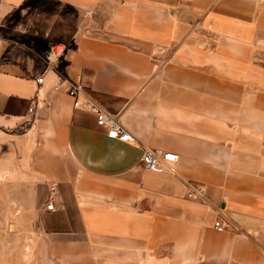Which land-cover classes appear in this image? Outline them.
Segmentation results:
<instances>
[{
  "label": "crops",
  "instance_id": "0c3cea01",
  "mask_svg": "<svg viewBox=\"0 0 264 264\" xmlns=\"http://www.w3.org/2000/svg\"><path fill=\"white\" fill-rule=\"evenodd\" d=\"M0 264H264V0H0Z\"/></svg>",
  "mask_w": 264,
  "mask_h": 264
},
{
  "label": "built area",
  "instance_id": "2783aa9c",
  "mask_svg": "<svg viewBox=\"0 0 264 264\" xmlns=\"http://www.w3.org/2000/svg\"><path fill=\"white\" fill-rule=\"evenodd\" d=\"M65 47L60 43H54L50 45L43 53L44 60L48 64L56 63L64 54ZM37 83L42 82V77L36 78ZM66 82L65 78H61L58 82V86H61ZM83 84L80 81L73 82L67 89V94L73 100L74 107H80L79 94L83 92ZM87 109L96 116V123L99 126L106 128V136L111 139H116L124 142L132 141L133 138L130 132L119 121L118 117L105 111L101 106L93 101H88ZM29 112H32V107L28 108ZM178 161V155L171 151H156L146 150L141 156V163L145 168L154 172H169L175 173V164ZM203 187H189L187 189V196L192 197L195 193L202 194ZM48 210L53 209L52 202L48 201L45 205ZM214 228L218 231L224 229L223 222L220 218L215 219Z\"/></svg>",
  "mask_w": 264,
  "mask_h": 264
}]
</instances>
